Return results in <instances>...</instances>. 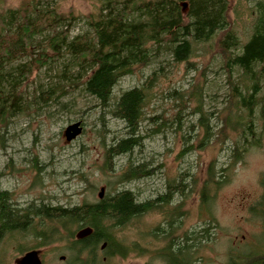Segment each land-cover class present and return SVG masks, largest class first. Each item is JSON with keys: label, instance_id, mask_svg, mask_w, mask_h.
Listing matches in <instances>:
<instances>
[{"label": "rangeland", "instance_id": "374dc122", "mask_svg": "<svg viewBox=\"0 0 264 264\" xmlns=\"http://www.w3.org/2000/svg\"><path fill=\"white\" fill-rule=\"evenodd\" d=\"M260 3L264 0H227L228 27L240 42L237 54L252 35ZM35 5L73 16L75 19L65 25L70 28V38L91 35L87 23L99 9L98 0H0V33L9 27V11L20 9L27 13ZM223 34L218 32L208 43L195 45L189 62L183 64L172 61L167 46H148L152 49L148 65L135 66L121 78L104 107L84 92L83 83L90 73L74 67L67 54L45 67H30L28 80H24L26 72L23 75L19 70L27 60L6 66L0 91H13L17 102L13 115L0 124V192H7L19 209L30 204L70 208L94 204L123 190L132 192L139 202L151 201L171 186V202L166 210L180 205L182 216L176 217V222L180 221V238L194 233L197 240H202L195 242L193 249L197 264H256L264 256V214L258 213L264 209L260 203L264 178V70H255L258 104L251 119L259 147L250 148L239 163L229 167L232 148L243 144L240 135L249 121L243 111L233 109L232 89L243 91L245 84H250L240 70L228 74L223 68L219 48ZM52 35L53 32L46 33L38 40L44 42ZM139 87L145 88L146 93L139 130L141 145L105 167V146L127 137L124 123L115 119L112 112L124 92ZM196 99L206 114L213 138L207 148L183 153L200 134L201 114L194 110ZM8 101L6 108L11 107L13 100L9 97ZM226 107L232 108L230 124L236 126V131L221 138V110ZM77 122L82 132L67 142L64 131ZM159 125L158 133L155 129ZM129 163L146 164L156 172L140 180L118 182ZM211 164L215 166L216 181L223 183L216 191L212 186L210 198L202 203L201 186ZM253 208L259 211L255 213ZM163 220V214L154 212L133 219L124 228L112 229L115 239L126 246L137 241L142 245L125 259L113 256L108 262L104 248L98 250L97 260L101 264H166L158 256L165 247L158 234L154 235V258L142 251L146 246L153 247L146 242L153 239V229H165ZM208 226L210 236L204 240L203 230ZM32 233L6 236L0 243V264H15L30 251L42 254L44 264H82L75 260L67 243L37 247Z\"/></svg>", "mask_w": 264, "mask_h": 264}, {"label": "trees", "instance_id": "16d2710c", "mask_svg": "<svg viewBox=\"0 0 264 264\" xmlns=\"http://www.w3.org/2000/svg\"><path fill=\"white\" fill-rule=\"evenodd\" d=\"M99 9L96 17H91L87 26L91 35L85 34L70 38L69 26L75 18L59 14L54 9L34 6L29 12L21 13L20 9L7 13L9 27L0 33V81L6 66L18 61L27 60L19 67L21 74L28 80L30 67L42 68L49 62L59 60L63 54L71 58L74 67L86 70L90 74L83 83L84 92L97 100L102 107L107 105L110 93L119 80L130 74L135 66L148 65L152 49L148 46H167L172 61L176 64L188 63L194 46L208 43L218 32H224L219 40L223 68L228 74L234 69L241 71L250 86L239 90L232 89L233 109L243 111L249 120L240 137L241 146L232 148L229 167L242 160L243 155L254 147H259V138L251 122L258 102L256 93L258 79L255 70H264V3L257 5L258 16L253 26L252 35L242 46L241 53H235L240 42L237 35L229 29L227 18V0H98ZM185 5V8L183 6ZM12 22L14 24L12 25ZM66 29L56 32L59 27ZM53 32L44 42L38 40L46 33ZM155 76V74H153ZM153 81V78L150 80ZM145 88L139 87L124 92L118 99L112 115L124 123L127 137L105 146V167L113 159L127 155L140 147ZM49 97L50 93H46ZM12 99L11 107L6 105ZM45 100L51 99V96ZM17 96L0 91V124L13 115ZM231 107L221 110L224 128L221 138L236 131L230 124ZM195 111L201 114L199 119L200 134L194 144L187 145L183 153L193 149L207 148L213 138L211 128L206 123V114L196 99ZM154 123V118L151 119ZM161 125L155 129L160 132ZM154 133V130H153ZM192 149V150H193ZM156 169H149L146 164L129 163L125 171L118 176V182L128 183L153 176ZM215 166L211 164L206 170V178L201 186L200 198L204 203L210 198L212 186L216 191L223 182L216 181ZM263 195L261 205L264 207V178L261 180ZM168 191L151 201L139 202L130 191L123 190L113 195H106L94 204H83L64 208L30 204L24 209L15 208L7 192H0V242L6 236L15 233H32L38 243L37 247H46L52 243H67L75 253V260L82 264H101L97 260L98 250L105 244V257L108 262L113 256L125 259L142 245L137 241L131 247L116 240L111 230L127 226L133 219L159 212L163 214L165 229L157 228L150 232L152 240L142 249L154 258V235L162 237L165 247L160 253L166 264H197L194 260L195 242L198 235L191 237L179 231L180 205L167 211L172 192ZM176 187H173V189ZM253 212H257L255 208ZM178 213V215H177ZM264 214V209L258 212ZM178 219V218H177ZM215 227V226H214ZM89 228L92 233L85 239L76 240L75 233ZM210 226L203 230L204 240L210 236ZM189 239V240H187ZM202 239V237H199ZM191 242V244H187ZM35 247V248H37ZM188 250L190 252H188ZM188 254V257H187ZM184 258V260L182 259ZM258 262V263H257ZM256 264H264V256ZM149 264V263H147Z\"/></svg>", "mask_w": 264, "mask_h": 264}, {"label": "water", "instance_id": "95a60500", "mask_svg": "<svg viewBox=\"0 0 264 264\" xmlns=\"http://www.w3.org/2000/svg\"><path fill=\"white\" fill-rule=\"evenodd\" d=\"M185 8V6H184ZM82 132L81 124L79 122L69 125L64 131V137L67 142L74 141ZM103 196V190L101 189L98 197L101 199ZM92 233L89 228L83 229L76 234L77 240L87 238ZM105 248V244L102 245L100 250ZM15 264H41L39 259L38 251H30L23 255Z\"/></svg>", "mask_w": 264, "mask_h": 264}, {"label": "flooded vegetation", "instance_id": "af4514ba", "mask_svg": "<svg viewBox=\"0 0 264 264\" xmlns=\"http://www.w3.org/2000/svg\"><path fill=\"white\" fill-rule=\"evenodd\" d=\"M38 253H39V252H38ZM38 255H39V259H40V261H41V264H44V262H43V260H42V257H43L42 254L39 253ZM22 256H23V255H22Z\"/></svg>", "mask_w": 264, "mask_h": 264}, {"label": "bare ground", "instance_id": "6f19581e", "mask_svg": "<svg viewBox=\"0 0 264 264\" xmlns=\"http://www.w3.org/2000/svg\"><path fill=\"white\" fill-rule=\"evenodd\" d=\"M184 6H185V5H184ZM184 6H183V8H184ZM128 75H129V74H128ZM126 76H127V75H126ZM114 87H115V86H114ZM114 87H113V88H114ZM112 90H113V89H112ZM112 90H111V93H112ZM111 93H110V96H111ZM82 230H83V229H82ZM79 231H81V230H79ZM79 231H78V232H79ZM78 232H77V233H78ZM77 233H76V234H77ZM75 239H76V235H75ZM76 240H77V239H76ZM1 242H2V240H1ZM1 242H0V243H1ZM163 253H164V250H163Z\"/></svg>", "mask_w": 264, "mask_h": 264}]
</instances>
